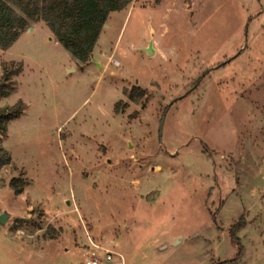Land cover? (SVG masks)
<instances>
[{"label": "rangeland", "instance_id": "rangeland-1", "mask_svg": "<svg viewBox=\"0 0 264 264\" xmlns=\"http://www.w3.org/2000/svg\"><path fill=\"white\" fill-rule=\"evenodd\" d=\"M94 50H0V264H264V0H134Z\"/></svg>", "mask_w": 264, "mask_h": 264}, {"label": "trees", "instance_id": "trees-1", "mask_svg": "<svg viewBox=\"0 0 264 264\" xmlns=\"http://www.w3.org/2000/svg\"><path fill=\"white\" fill-rule=\"evenodd\" d=\"M133 2L134 0H0V50L8 51L12 48L30 23L43 22L65 50L80 64H87L110 15L126 10ZM20 71L21 67L15 63L3 67L0 101L12 93L13 78ZM133 97L134 93L131 95ZM24 108L22 103L11 109L0 108V177L2 169L12 164L11 155L2 147L3 137L6 136L8 124L20 118ZM11 186L18 196L22 195L23 189H18L15 182Z\"/></svg>", "mask_w": 264, "mask_h": 264}, {"label": "built area", "instance_id": "built-area-1", "mask_svg": "<svg viewBox=\"0 0 264 264\" xmlns=\"http://www.w3.org/2000/svg\"><path fill=\"white\" fill-rule=\"evenodd\" d=\"M98 251H102L103 254ZM81 264H125V262L120 254L95 247V251L84 255Z\"/></svg>", "mask_w": 264, "mask_h": 264}, {"label": "water", "instance_id": "water-1", "mask_svg": "<svg viewBox=\"0 0 264 264\" xmlns=\"http://www.w3.org/2000/svg\"><path fill=\"white\" fill-rule=\"evenodd\" d=\"M146 53H148L149 55H152L154 53V49L152 48V46H150L148 49L145 50ZM9 216L7 214H2L0 215V223L1 224H5L8 220Z\"/></svg>", "mask_w": 264, "mask_h": 264}, {"label": "crops", "instance_id": "crops-1", "mask_svg": "<svg viewBox=\"0 0 264 264\" xmlns=\"http://www.w3.org/2000/svg\"><path fill=\"white\" fill-rule=\"evenodd\" d=\"M97 46V45H96ZM96 48V47H95ZM94 52H95V50H94Z\"/></svg>", "mask_w": 264, "mask_h": 264}]
</instances>
